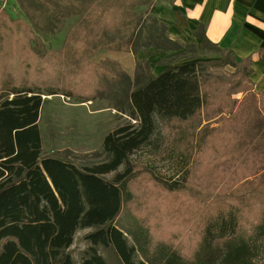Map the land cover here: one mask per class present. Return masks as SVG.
<instances>
[{"label": "trees", "instance_id": "obj_1", "mask_svg": "<svg viewBox=\"0 0 264 264\" xmlns=\"http://www.w3.org/2000/svg\"><path fill=\"white\" fill-rule=\"evenodd\" d=\"M148 2L15 0L24 19L0 8V264H106L99 248L111 251L121 264H264V182L257 176L264 168L262 153L260 161L250 164L251 170L242 164L229 174L240 188L247 187V192L235 189L207 205L231 197L242 200L247 194L258 207L250 230L239 227L233 209L210 213L202 222L198 247L190 258H184L170 245L160 243L151 248L148 233L139 227L129 231L127 237L114 225L131 199L128 184L135 176L130 158L152 145L156 122L162 130L170 123L187 124L204 106L213 107L212 112L225 118L218 128L202 136L197 152L205 149L208 139L212 154H216L214 139L226 137L223 148L232 143L233 125L247 109L246 101L239 103L227 89L213 86L206 92L204 85L209 77L200 62L170 66L157 76L147 75L143 80L136 77L134 82L126 75H110L111 70L103 64L117 62L109 57L93 62L101 50L137 55L142 48L170 49L164 28L155 18L134 17L133 8ZM73 15H78L81 23L67 29L58 49H47L40 34L53 32ZM198 28L203 48L225 52L206 38L202 26ZM240 62L237 75L250 84L246 99L254 102L249 79L251 60ZM21 64L23 71L34 68V74L42 78L40 84L22 75L6 74L9 68ZM90 69L98 74L105 71L108 87L121 78L123 104L134 123L126 122L103 137L106 159L100 163L79 168L55 157H41V91L55 94L68 88L72 95L76 83L89 81L84 73ZM258 101L259 107H264L261 95ZM257 109L253 110L260 111ZM109 174L113 175L110 181L104 178ZM189 177L181 183H160L166 191H180ZM82 229L93 231L85 235L88 247L76 262L68 249L75 233ZM253 243L258 245L254 247Z\"/></svg>", "mask_w": 264, "mask_h": 264}, {"label": "rangeland", "instance_id": "obj_2", "mask_svg": "<svg viewBox=\"0 0 264 264\" xmlns=\"http://www.w3.org/2000/svg\"><path fill=\"white\" fill-rule=\"evenodd\" d=\"M8 2V13L24 19L15 0ZM133 14L135 18H155L164 28L170 49L142 48L137 55L129 51L101 50L94 56V63L109 57L117 62L103 64L111 70L110 75H126L134 82L136 77L143 80L147 75L157 76L170 66L200 62L204 64V74L209 77V83L204 85L206 92L219 86V89H227L239 103L246 101V114L233 125L232 143L223 148L222 142L226 137L214 139L216 154H212L208 139H205V149L200 152H197V145L203 135L221 125L225 116L212 112L213 107L204 106L197 117L187 124L170 123L162 130L156 122L152 145L142 148L130 158L135 176L128 184L131 199L124 204L114 225L127 237L129 231L139 227L148 233L151 248L160 243L170 245L184 258H190L200 243L202 222L210 217V213H226L233 209L239 227L246 230L251 228L258 207L247 194L242 200L231 197L214 206L207 205L217 202L227 192L233 193L235 189L247 192L248 188H240V184H235L234 177L229 174L242 164L248 167V171L251 170L250 164L254 160L260 161L259 155L264 154V107H259V96L253 90L251 93L256 96V101L253 102L250 97L246 99L250 84L236 72L241 60L238 61L229 50L215 53L203 48L197 36L200 28L186 27L183 18L168 0H149L144 5L135 6ZM79 23L81 18L78 15L69 17L53 32L40 34L42 43L47 49H58L67 29ZM98 65L92 64L94 67ZM23 67L24 64L9 68L6 74L22 75L40 84L42 78L34 74V68L23 71ZM90 70L84 73L88 74L89 81L76 83L72 95L68 88L55 94L41 91L42 104L38 118L41 157H55L79 168L100 163L106 159L102 148L103 137L126 122L134 123L127 116L129 110L126 103L123 104L125 88L121 78L116 80V85L108 87L105 71L98 74ZM85 83L87 85L83 86ZM257 107L258 112L253 110H258ZM201 130L206 133H201ZM251 151L254 153L248 156L247 153ZM112 176L109 174L104 178L110 181ZM257 176L262 179L258 181L264 182V168ZM186 177L190 179L185 189L180 191H166L160 183H181ZM91 231L93 229H82L75 233L68 249L74 261L81 260L82 253L88 247L84 237ZM252 245L256 247L258 244ZM98 250L106 264H121L111 251Z\"/></svg>", "mask_w": 264, "mask_h": 264}, {"label": "crops", "instance_id": "obj_3", "mask_svg": "<svg viewBox=\"0 0 264 264\" xmlns=\"http://www.w3.org/2000/svg\"><path fill=\"white\" fill-rule=\"evenodd\" d=\"M186 27L202 26L206 38L238 60L250 58L249 79L264 98V0H168ZM8 0H0L7 9Z\"/></svg>", "mask_w": 264, "mask_h": 264}]
</instances>
